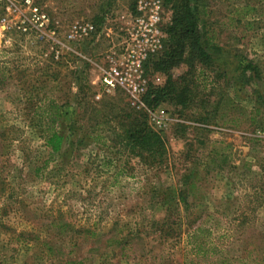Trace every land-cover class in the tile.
Here are the masks:
<instances>
[{"label": "rangeland", "instance_id": "1", "mask_svg": "<svg viewBox=\"0 0 264 264\" xmlns=\"http://www.w3.org/2000/svg\"><path fill=\"white\" fill-rule=\"evenodd\" d=\"M132 1L36 3L61 45L53 48V64L50 42L9 35L0 23V50L9 48L17 63L0 92V264H57L61 256L78 264H182L184 240L198 226L231 264H264V0H200L198 24L213 29L217 48L207 66L195 63L189 75L183 63L172 68L176 91L187 85L192 99L151 108L164 112L163 129L150 127L145 115L165 151L152 165L117 136L120 115L131 114L125 94L94 99L106 40L63 38L75 20L104 26L114 38V19ZM164 17L163 46L168 6ZM247 61L255 74L241 72ZM150 68L147 89L165 79ZM35 76L52 87L40 93L60 105L63 138L37 174L45 150L30 126L29 106L17 98L23 80ZM207 256L202 264H217Z\"/></svg>", "mask_w": 264, "mask_h": 264}, {"label": "trees", "instance_id": "2", "mask_svg": "<svg viewBox=\"0 0 264 264\" xmlns=\"http://www.w3.org/2000/svg\"><path fill=\"white\" fill-rule=\"evenodd\" d=\"M133 1L130 5V11L133 9ZM165 4L171 10L170 23L165 26L167 42L163 46L162 51L158 55L148 59L145 64L146 73L147 69L151 67V71H157L165 76L162 85L149 87L146 90L143 101L150 108L159 106L160 102L167 100H176V103L186 105L188 98L192 99V96L188 95L190 91L187 89V85L179 87V90L176 91V86L170 77L172 68L183 63L187 67L184 75H189L195 63L207 66L210 63L211 57L209 51H216L215 48H217L213 29L203 21L200 25L198 24L200 22L198 21L199 16L204 14L203 5H201L200 0H165ZM236 21L239 20L236 19ZM5 32L17 38H24L23 34L14 30H5ZM40 42L39 44L41 45L45 43ZM48 46L51 49L48 54L51 64L54 62L58 63L57 56H54L56 50L53 49L57 48L58 45H53V47L52 45ZM2 54L3 56L0 57V92L11 78L12 69L17 70V66L12 67V69L10 68V66L17 64L9 60L12 51L9 48L0 50V55ZM242 68L243 71L241 70V72L243 74L247 70L255 74V69L249 61ZM184 75L180 77V83L182 82V84L186 80ZM51 77L52 81L56 78L55 76ZM18 80H23V78ZM23 84L19 89L17 98L20 96L19 100L25 101L29 106L28 113L31 116L30 126L41 139L45 150L44 154L46 158L39 167L36 166L33 169V172L37 174L39 170L46 168L47 161L61 148L63 138L58 130L61 124V110L60 105L55 99L46 96L44 93H40L43 89H52V87H47L48 83L44 84L43 81H40L35 76L33 79H24ZM129 109L131 110V114L123 113L120 115V119L117 122L120 133L117 136H120L125 141L126 146L130 150H136L139 153L144 164L161 163L162 156L165 153L162 140L157 133L149 128L143 112L135 111L132 108ZM253 113L254 115L257 114L258 110L255 109ZM2 120L3 114H0V121ZM249 120L250 122L252 121L251 119ZM2 134L3 130H0V136ZM56 224L62 225L60 226L61 228L69 226L61 220H58ZM207 232V228L204 229L198 226L194 229L193 233L186 236L182 247V264H202V258H205L207 255V257H215L214 263L231 264L230 258L226 257L221 249H217L209 240L206 241ZM91 234L89 232V235ZM113 240L114 242H120L115 238ZM45 247L47 250L45 254L47 256L51 252V249L48 245H45ZM187 255L192 256V259H188ZM61 260L57 264H78L75 259H63L61 256ZM263 260L261 257L260 261Z\"/></svg>", "mask_w": 264, "mask_h": 264}, {"label": "built area", "instance_id": "3", "mask_svg": "<svg viewBox=\"0 0 264 264\" xmlns=\"http://www.w3.org/2000/svg\"><path fill=\"white\" fill-rule=\"evenodd\" d=\"M41 1L0 0V12L3 13L0 23H5L4 31L14 30L26 37H38L52 46H59L60 43L55 41V29L49 27L45 13L36 4ZM166 9L165 0H134L132 11L121 13L114 19L119 23L114 38L110 37V30L104 26L97 30L91 22L82 20L69 23L63 35L64 41L70 44L85 40L96 42L103 36L106 49L100 64L96 66L98 91L94 99L121 91L129 107L143 112L149 126L156 130L165 127L167 118L162 110H152L143 101L148 87L145 64L162 51V25ZM8 17L11 19L8 20ZM103 20L107 22L108 17L104 16Z\"/></svg>", "mask_w": 264, "mask_h": 264}]
</instances>
